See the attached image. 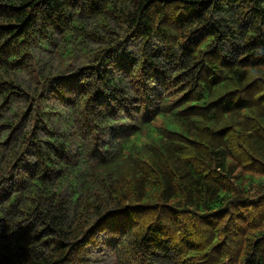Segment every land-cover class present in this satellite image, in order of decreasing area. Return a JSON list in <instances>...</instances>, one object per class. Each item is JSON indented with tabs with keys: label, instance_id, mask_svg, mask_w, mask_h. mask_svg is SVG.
<instances>
[{
	"label": "trees",
	"instance_id": "16d2710c",
	"mask_svg": "<svg viewBox=\"0 0 264 264\" xmlns=\"http://www.w3.org/2000/svg\"><path fill=\"white\" fill-rule=\"evenodd\" d=\"M0 264H264V0H0Z\"/></svg>",
	"mask_w": 264,
	"mask_h": 264
},
{
	"label": "rangeland",
	"instance_id": "374dc122",
	"mask_svg": "<svg viewBox=\"0 0 264 264\" xmlns=\"http://www.w3.org/2000/svg\"><path fill=\"white\" fill-rule=\"evenodd\" d=\"M56 39L58 40V37L56 36ZM130 50L134 51L137 48L136 44L129 45ZM34 53L37 58L38 62V69L41 74H50L54 72L58 73H66L69 69H66L65 67H62L60 63L58 62V58L54 54V46L44 44L41 47H36L34 50ZM79 60H76L74 62V65H79ZM17 80L22 83L24 86L31 88V79L25 75V74H19L17 76ZM28 127V123H24L23 129Z\"/></svg>",
	"mask_w": 264,
	"mask_h": 264
}]
</instances>
